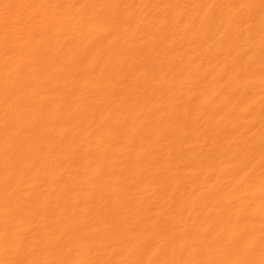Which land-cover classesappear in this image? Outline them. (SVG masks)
Segmentation results:
<instances>
[{"label": "bare ground", "instance_id": "obj_1", "mask_svg": "<svg viewBox=\"0 0 264 264\" xmlns=\"http://www.w3.org/2000/svg\"><path fill=\"white\" fill-rule=\"evenodd\" d=\"M0 264H264V0H0Z\"/></svg>", "mask_w": 264, "mask_h": 264}]
</instances>
